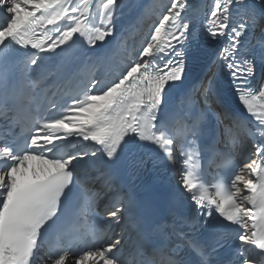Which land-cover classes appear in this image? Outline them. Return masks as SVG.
Wrapping results in <instances>:
<instances>
[{
  "label": "snow or ice",
  "instance_id": "6c2138e0",
  "mask_svg": "<svg viewBox=\"0 0 264 264\" xmlns=\"http://www.w3.org/2000/svg\"><path fill=\"white\" fill-rule=\"evenodd\" d=\"M124 7L0 0V264H264V0H166L132 48ZM201 38L222 127L220 80L188 78ZM149 163L174 181L159 219L125 183Z\"/></svg>",
  "mask_w": 264,
  "mask_h": 264
},
{
  "label": "bare ground",
  "instance_id": "6f19581e",
  "mask_svg": "<svg viewBox=\"0 0 264 264\" xmlns=\"http://www.w3.org/2000/svg\"><path fill=\"white\" fill-rule=\"evenodd\" d=\"M123 2L126 7L118 12L115 22V31L118 36L120 34H123L126 37L127 34L133 29H137L140 34H143V32L146 31L152 24V22L156 19V15L159 12V8L157 7V5L166 3V0H123ZM213 51L208 58V61H211L212 65H214ZM213 71H216L215 75L210 79L213 80L214 84L219 79L221 86V77L219 76L218 68L214 66ZM205 83H207V79L205 80Z\"/></svg>",
  "mask_w": 264,
  "mask_h": 264
}]
</instances>
